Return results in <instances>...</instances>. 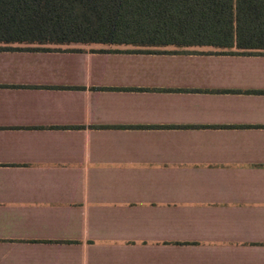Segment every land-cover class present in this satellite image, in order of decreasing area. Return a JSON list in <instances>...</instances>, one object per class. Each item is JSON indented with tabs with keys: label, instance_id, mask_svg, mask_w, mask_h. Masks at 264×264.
<instances>
[{
	"label": "crops",
	"instance_id": "1",
	"mask_svg": "<svg viewBox=\"0 0 264 264\" xmlns=\"http://www.w3.org/2000/svg\"><path fill=\"white\" fill-rule=\"evenodd\" d=\"M23 47L0 51V264H264V55Z\"/></svg>",
	"mask_w": 264,
	"mask_h": 264
},
{
	"label": "trees",
	"instance_id": "2",
	"mask_svg": "<svg viewBox=\"0 0 264 264\" xmlns=\"http://www.w3.org/2000/svg\"><path fill=\"white\" fill-rule=\"evenodd\" d=\"M73 45L264 52V0H0V51Z\"/></svg>",
	"mask_w": 264,
	"mask_h": 264
},
{
	"label": "rangeland",
	"instance_id": "3",
	"mask_svg": "<svg viewBox=\"0 0 264 264\" xmlns=\"http://www.w3.org/2000/svg\"><path fill=\"white\" fill-rule=\"evenodd\" d=\"M99 47H108V46H99ZM12 48H23V49H32V48H28V47H23V46H20V47H12ZM42 48V47H41ZM54 49V48H53ZM180 51V50H179ZM216 52H226V53H245V54H258V53H262V54H264V52H250V51H238V50H235V49H233V50H218V51H216Z\"/></svg>",
	"mask_w": 264,
	"mask_h": 264
}]
</instances>
